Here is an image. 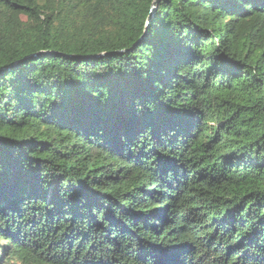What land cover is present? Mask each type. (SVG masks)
Masks as SVG:
<instances>
[{
	"label": "trees",
	"instance_id": "16d2710c",
	"mask_svg": "<svg viewBox=\"0 0 264 264\" xmlns=\"http://www.w3.org/2000/svg\"><path fill=\"white\" fill-rule=\"evenodd\" d=\"M0 264H264V0H0Z\"/></svg>",
	"mask_w": 264,
	"mask_h": 264
},
{
	"label": "water",
	"instance_id": "95a60500",
	"mask_svg": "<svg viewBox=\"0 0 264 264\" xmlns=\"http://www.w3.org/2000/svg\"><path fill=\"white\" fill-rule=\"evenodd\" d=\"M155 6H156V4H155ZM139 45H140V43H138L135 47H138ZM104 56H106V55L104 54V55H102V56H100L98 58H101V57H104Z\"/></svg>",
	"mask_w": 264,
	"mask_h": 264
}]
</instances>
